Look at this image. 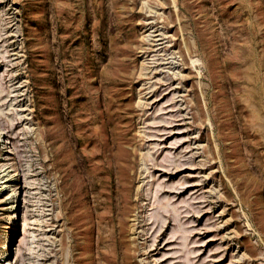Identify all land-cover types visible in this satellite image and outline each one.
I'll list each match as a JSON object with an SVG mask.
<instances>
[{"label":"rangeland","instance_id":"obj_1","mask_svg":"<svg viewBox=\"0 0 264 264\" xmlns=\"http://www.w3.org/2000/svg\"><path fill=\"white\" fill-rule=\"evenodd\" d=\"M0 260L264 264V0H0Z\"/></svg>","mask_w":264,"mask_h":264},{"label":"bare ground","instance_id":"obj_2","mask_svg":"<svg viewBox=\"0 0 264 264\" xmlns=\"http://www.w3.org/2000/svg\"><path fill=\"white\" fill-rule=\"evenodd\" d=\"M173 61V60H172ZM5 186V185H4ZM4 188V187H3ZM1 261V260H0ZM0 264H9L7 261H3Z\"/></svg>","mask_w":264,"mask_h":264}]
</instances>
